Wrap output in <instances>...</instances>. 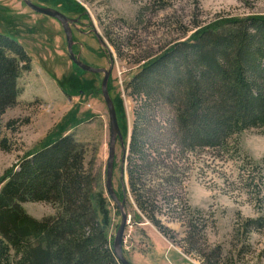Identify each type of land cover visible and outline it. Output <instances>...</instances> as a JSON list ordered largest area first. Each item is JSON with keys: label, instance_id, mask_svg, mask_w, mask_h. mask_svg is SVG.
Here are the masks:
<instances>
[{"label": "rangeland", "instance_id": "374dc122", "mask_svg": "<svg viewBox=\"0 0 264 264\" xmlns=\"http://www.w3.org/2000/svg\"><path fill=\"white\" fill-rule=\"evenodd\" d=\"M76 20L73 51L97 69L111 70L108 83L123 144L118 141L113 186L129 217L124 257L131 264H264V202L255 197L250 165L264 162V129L239 137L240 154L186 151L179 141L177 91L159 77L152 98L134 95L130 85L154 59L187 42L198 27L252 17L264 18V0H31ZM197 27V28H196ZM0 35L18 42L30 56L31 71L18 82L16 107L1 119L0 190L22 162L55 135L74 136L86 147L85 169L98 180L110 210L106 235L114 248L121 211L106 192L109 112L102 94L104 74L84 72L71 60L64 30L56 20L36 14L22 0H0ZM164 77H166L164 73ZM164 82L159 84L160 82ZM159 82V83H158ZM159 84V85H157ZM15 121L14 128H7ZM146 161L131 152L135 133ZM140 166L143 193L157 202L156 218L165 233L137 208L130 172ZM264 196V195H263ZM37 220L59 212L43 203H25ZM12 249V255L15 254Z\"/></svg>", "mask_w": 264, "mask_h": 264}, {"label": "trees", "instance_id": "16d2710c", "mask_svg": "<svg viewBox=\"0 0 264 264\" xmlns=\"http://www.w3.org/2000/svg\"><path fill=\"white\" fill-rule=\"evenodd\" d=\"M198 28L187 42L146 64L130 88L134 95L151 99L157 79H166L177 91L172 104L184 150L213 149L239 156L240 135L264 129V18L232 21L225 28L220 24ZM31 63L18 42L0 35V134L1 119L17 106L18 82L31 71ZM15 124L12 121L7 128ZM142 145L137 132L131 152L141 162L146 161ZM0 147L7 153L12 150L7 139ZM86 154V147L74 136L59 133L3 182L0 264H120L106 235L109 204L98 180L85 169ZM250 165L257 173L250 187L264 202V162ZM139 171L135 165L130 172L135 204L165 233L156 218L157 202L142 191ZM25 203L47 204L59 214L37 220L25 212ZM263 224L262 219L248 221L246 237L251 228Z\"/></svg>", "mask_w": 264, "mask_h": 264}, {"label": "water", "instance_id": "95a60500", "mask_svg": "<svg viewBox=\"0 0 264 264\" xmlns=\"http://www.w3.org/2000/svg\"><path fill=\"white\" fill-rule=\"evenodd\" d=\"M22 1L30 10H32L36 14L51 18L53 20H56L59 24H61L64 30V33H65V36H66V42L68 46V53L70 56V60L77 67H79L84 72H88L91 74H95V75L104 74V79L102 82V94H103V97H104V100L106 102L108 112H109V127H110L109 156H108L107 173H106V192L109 198L120 209L121 218H122L121 224L116 234L113 247H114V253L116 255V258L118 259L120 264H131L124 257L125 232L129 224V217L124 211L126 197L124 196L123 201H120L114 190V186H113L116 146H117L118 141H120L121 144H123V138H122L121 131L119 128L116 110L110 98L109 90H108V83H109V79L111 76V70L97 69L87 64H84L80 60V58L74 54V51H73L74 40H73V32L71 29V25H74L76 23V20H73L67 17L66 15H64L63 13L57 10L37 6L33 4L31 0H22Z\"/></svg>", "mask_w": 264, "mask_h": 264}, {"label": "flooded vegetation", "instance_id": "af4514ba", "mask_svg": "<svg viewBox=\"0 0 264 264\" xmlns=\"http://www.w3.org/2000/svg\"><path fill=\"white\" fill-rule=\"evenodd\" d=\"M72 26V25H71ZM72 29V28H71Z\"/></svg>", "mask_w": 264, "mask_h": 264}]
</instances>
